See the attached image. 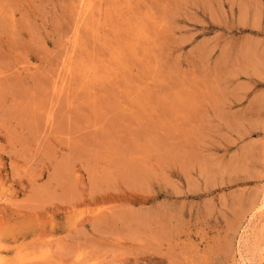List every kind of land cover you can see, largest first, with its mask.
<instances>
[{
  "label": "rangeland",
  "instance_id": "obj_1",
  "mask_svg": "<svg viewBox=\"0 0 264 264\" xmlns=\"http://www.w3.org/2000/svg\"><path fill=\"white\" fill-rule=\"evenodd\" d=\"M263 31L264 0H0V264H264Z\"/></svg>",
  "mask_w": 264,
  "mask_h": 264
},
{
  "label": "crops",
  "instance_id": "obj_2",
  "mask_svg": "<svg viewBox=\"0 0 264 264\" xmlns=\"http://www.w3.org/2000/svg\"><path fill=\"white\" fill-rule=\"evenodd\" d=\"M253 38L255 39L251 40L252 45L249 48L250 55L240 66L244 72L239 73H241L240 77H244L241 83L249 89H256L260 94V99L264 100V36L257 34Z\"/></svg>",
  "mask_w": 264,
  "mask_h": 264
},
{
  "label": "bare ground",
  "instance_id": "obj_3",
  "mask_svg": "<svg viewBox=\"0 0 264 264\" xmlns=\"http://www.w3.org/2000/svg\"><path fill=\"white\" fill-rule=\"evenodd\" d=\"M84 6V5H83Z\"/></svg>",
  "mask_w": 264,
  "mask_h": 264
}]
</instances>
